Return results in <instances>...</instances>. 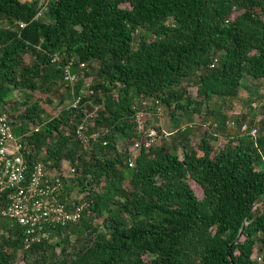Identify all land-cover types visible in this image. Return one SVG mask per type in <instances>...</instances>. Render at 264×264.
<instances>
[{
    "label": "trees",
    "instance_id": "obj_1",
    "mask_svg": "<svg viewBox=\"0 0 264 264\" xmlns=\"http://www.w3.org/2000/svg\"><path fill=\"white\" fill-rule=\"evenodd\" d=\"M249 78L264 89V0H0L2 109L85 204L26 247L0 191V264H264V93L233 113Z\"/></svg>",
    "mask_w": 264,
    "mask_h": 264
},
{
    "label": "built area",
    "instance_id": "obj_2",
    "mask_svg": "<svg viewBox=\"0 0 264 264\" xmlns=\"http://www.w3.org/2000/svg\"><path fill=\"white\" fill-rule=\"evenodd\" d=\"M25 25L22 23L21 27ZM56 60L57 56L54 57ZM66 78L71 82L76 78L69 67L66 69ZM78 102L79 99L74 105ZM138 122L140 130H143L141 116ZM38 130L39 127L36 128ZM82 130L83 126H80L77 132L81 135ZM147 134L150 137L146 142L148 147L155 140L156 130H149ZM95 136L87 135L84 141ZM21 138L14 133L12 122L0 104V191L7 193L9 198L2 215L25 229L26 247H30L33 243L52 239V231L56 228L78 222L85 205L62 197L64 179L69 180L75 167L68 164L63 169L49 168L42 161L29 165L23 154ZM136 147L140 149L141 144L137 143Z\"/></svg>",
    "mask_w": 264,
    "mask_h": 264
},
{
    "label": "rangeland",
    "instance_id": "obj_3",
    "mask_svg": "<svg viewBox=\"0 0 264 264\" xmlns=\"http://www.w3.org/2000/svg\"><path fill=\"white\" fill-rule=\"evenodd\" d=\"M22 1H26V0H22ZM246 81H247V82H245L246 87L243 90L241 97L235 101V108H234V112H233V113H235V115L237 113L238 114L241 113L243 110H247L248 109V107H246V103H245L246 100H247V98H248V96L251 97V94H253L254 95L253 97H255V95L263 94L264 93V89L261 88V87H259V86L258 87L257 86H254L252 84V80L250 78L247 79ZM258 102H256V103H258ZM260 117H262V116H259V118ZM141 120H143V117H141ZM192 120L195 122V124L196 123H202V121H201V119H199L198 115H194ZM152 122H153V124L157 125V127H160L161 128L162 133H163V135L166 136V138L169 139L170 136L173 134L174 126H172V124H171L172 123V121H171V115L168 114L166 112V110L162 109L160 111V118L158 120H152ZM261 125L262 124H259L258 123V126H260L258 128H260V131L264 132V128H261L262 127ZM149 128H150V131H152V130L154 131V128L152 126H150ZM157 134H158V132L156 130L155 136H157ZM163 135L161 134L159 136V138L161 139ZM159 138H158V141H159ZM157 142L153 141L152 143H157ZM152 143H150L149 146H151ZM178 151H179V153H182V151H180V150H178ZM259 168L264 170V163H262ZM197 192H198V194L202 195V191L198 187H197ZM83 195H84V193H74V194L70 195L69 198L71 200H81L83 198ZM81 204H84V203H81ZM258 205L259 204L257 203L255 205V208ZM96 222L98 223V222H100V220L98 219ZM53 240L55 241L56 239L54 238ZM235 243H237V239L233 242V244H235ZM253 257L260 259V257L256 253L253 254ZM17 264H25V263L23 261H20Z\"/></svg>",
    "mask_w": 264,
    "mask_h": 264
},
{
    "label": "water",
    "instance_id": "obj_4",
    "mask_svg": "<svg viewBox=\"0 0 264 264\" xmlns=\"http://www.w3.org/2000/svg\"><path fill=\"white\" fill-rule=\"evenodd\" d=\"M246 224H247V223H245L244 226H245ZM242 231H243V229L241 230L239 236L242 234ZM237 241H238V238H237Z\"/></svg>",
    "mask_w": 264,
    "mask_h": 264
}]
</instances>
